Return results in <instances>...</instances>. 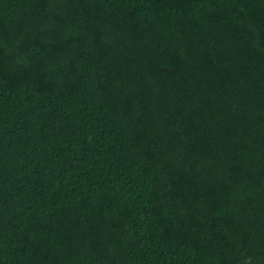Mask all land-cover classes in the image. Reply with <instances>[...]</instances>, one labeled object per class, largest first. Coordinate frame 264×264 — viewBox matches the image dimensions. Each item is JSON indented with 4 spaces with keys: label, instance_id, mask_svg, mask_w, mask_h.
I'll list each match as a JSON object with an SVG mask.
<instances>
[{
    "label": "trees",
    "instance_id": "obj_1",
    "mask_svg": "<svg viewBox=\"0 0 264 264\" xmlns=\"http://www.w3.org/2000/svg\"><path fill=\"white\" fill-rule=\"evenodd\" d=\"M0 264H264V0H0Z\"/></svg>",
    "mask_w": 264,
    "mask_h": 264
}]
</instances>
